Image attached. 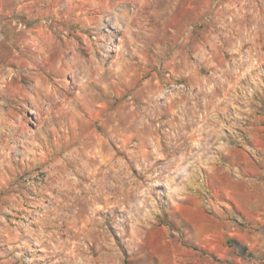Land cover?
<instances>
[{"label":"rangeland","instance_id":"obj_1","mask_svg":"<svg viewBox=\"0 0 264 264\" xmlns=\"http://www.w3.org/2000/svg\"><path fill=\"white\" fill-rule=\"evenodd\" d=\"M0 264H264V0H0Z\"/></svg>","mask_w":264,"mask_h":264}]
</instances>
